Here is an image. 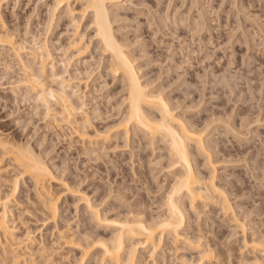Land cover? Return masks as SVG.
<instances>
[{
	"label": "rangeland",
	"instance_id": "374dc122",
	"mask_svg": "<svg viewBox=\"0 0 264 264\" xmlns=\"http://www.w3.org/2000/svg\"><path fill=\"white\" fill-rule=\"evenodd\" d=\"M141 1L145 2L133 0L136 6ZM52 2L0 0V15L7 29L19 44L26 45L23 63L29 59L37 64L32 65L34 71L40 68L39 61L27 53L35 43L48 42L53 56L48 61L56 64L53 73L59 78L51 77L48 66L45 77L53 81L48 78L45 84L66 88L70 101L79 108L74 128L59 120L63 107L58 102L51 101L50 112H46L36 92L18 82L24 65L22 68L17 57L0 50V133L48 165L59 206L57 217H49L31 178L11 159H3L0 198L10 191L15 179L19 187L8 202L14 241L2 240L0 264H7L3 260L6 254L12 255L14 243L24 252L26 261L21 264H108L102 261L100 242L111 241L128 218L138 217L151 224L167 217L170 195L177 197L170 194L171 187L183 169L161 137L151 140L133 126L125 133L121 124L129 112L128 88L121 76L109 72L110 55L100 46L94 25H89L91 19L76 30L63 11L50 16ZM146 2L136 8L127 1L118 11L114 6L113 33L145 88L171 103L177 120L202 131L204 150L215 168L209 169L207 155L192 145L198 162L195 170L204 177L213 172L216 188L222 191L218 193L229 199L236 218L245 226V238L259 237L264 242V0ZM236 16L242 23L239 18L240 23L235 22ZM250 16H255L257 23ZM81 31L85 32L82 43L86 48L81 58L69 61L73 49L66 48ZM153 112L158 115L157 110ZM83 131L91 138L80 137ZM209 196L196 199L194 211L184 198L188 214L185 212L186 222L180 230L182 238L176 242L170 239L172 243L164 239L156 253L139 243L135 264H252L243 232L234 228L232 216L225 217ZM3 210L0 200V215ZM197 246L202 251L209 247L212 256L206 257ZM4 250L10 252L4 255Z\"/></svg>",
	"mask_w": 264,
	"mask_h": 264
},
{
	"label": "bare ground",
	"instance_id": "6f19581e",
	"mask_svg": "<svg viewBox=\"0 0 264 264\" xmlns=\"http://www.w3.org/2000/svg\"><path fill=\"white\" fill-rule=\"evenodd\" d=\"M127 1H131V6L135 4L133 2V0H54V2H52V3H54V5L50 8L52 13L49 10V14L50 13L52 14V15H50L51 17L55 16L56 11H59V12L63 11V13H65L66 16L70 17V18L68 17L69 18L68 20H69L70 24L73 23V26L76 27V30L79 29L78 27H80V25L83 23V21L85 22V20L91 19L89 25L90 24H91L90 26L94 25L93 26V28L95 29L94 33L99 38V42L101 44L100 46L104 50H106L108 52V54L110 55L109 61L107 64L109 72H111L114 76H117V75L121 76L122 77L121 81H123V85H125V87L128 88V97L127 98L129 101L128 102V105H129L128 111L129 112L125 118V121H123V123L121 124L123 126L122 127L123 130L125 131L126 134H128L129 128L131 126H133L134 129L140 130V131L144 132V134H147L148 136H150L151 140H155L157 137H161V139L166 141V143L168 142V144L172 150V154L176 157L177 162L181 164L182 169H183V173H182L181 177H178L179 179L176 178L175 182H174L175 185H173L171 187L170 194L171 193H173L175 195L177 194V197L170 195V200H169L170 206L168 209V212H169L168 216L162 218L159 221H156L155 223L153 222L151 224H148L145 220H143L141 218L139 219L138 217L137 218L132 217L133 219L130 218V220L128 218L129 221L127 220V222H124L121 224L120 233L115 235V237H113V239L111 241L108 242L106 240L105 241L102 240L100 242L101 248H102V261L105 260L106 262H108V264H135L134 255H135L136 249L138 248L137 246H139V243L141 246H144L145 248L146 247L151 248L153 253H156V251L159 249V247H160V245L164 239H168L169 241H170V239H173V241L176 242L181 237V231L180 230L183 228V225L186 222V217L188 214V211L187 212L185 211L186 206L184 207L185 203L183 202V199L187 198V200L190 201V202H188V204L192 203V204H190V206H192L191 210L194 211L193 202L196 199L199 200V198L204 199V197L209 196V193H210L211 196H209V197H212V199H213L212 202L214 201L213 203H215L219 207L222 214L225 217H231L232 216V218L235 220V224H234L235 227L234 228H236V229L240 228L241 232H243V237H244L243 242L245 243V245L250 250V253L252 254V259H250V261H252V264H264V261H263V259H264V242H261V240L259 241L258 240L259 237H257V239L253 238L252 240H247L245 238V235H244L245 234L244 233L245 232V226L238 218H236V215L233 211L232 204L229 202V199L227 197H224L223 194H221V192H222L221 190H218L219 187H217V184L215 183L213 172L210 173L209 177H204L203 175H200V172H197V170H195L198 168V166H196L198 162H196V158H194L195 154H193V146L192 145L195 146L194 148H196V150L200 154L202 152H204V154L207 155V162H205V164L209 167V169L215 168V166L213 165L214 161H212V159H210L211 158L210 155L207 154V152L204 150L205 149L204 143L202 142V138H201V135H202L201 132L202 131L196 132L195 128L193 129V127H191L189 124L185 123L184 121L180 122L181 120L180 121L177 120L178 118L175 117L176 115H174L172 113L173 108L170 106L171 103L169 104L168 101L166 99H164V97H162L161 95L160 96L162 98L161 97L159 98L158 94H156V95H158V97L154 96L155 94L153 95V93H151L150 91H148L145 88L143 83L140 81V77L138 76V73L135 69V66L132 63L133 61H131V59L128 57L129 55H127V53L125 52V50L122 46L123 44L121 45L120 41H118L119 39H117V37L114 35L115 33H113L112 28L114 26L112 27V21L116 20V19L114 18L112 20V18L114 17V16L112 17V14H113L112 12H114L113 10H115V9H117V11H118L119 10L118 7L123 5L124 2H127ZM234 1H236V0H234ZM145 2H146V0H145ZM145 2H142L141 5L142 4L144 5ZM146 3H145V6H146ZM141 5L136 6V4H135V7L139 8V7H141ZM114 6H116L117 8L113 9ZM238 6H240V5L238 4ZM121 7L123 8L125 6H121ZM239 9H241V8H239ZM199 15L203 16L202 14H199ZM199 15H198V17H199ZM169 16L167 15L164 17H169ZM238 16L240 17V14ZM255 16H254V19H252L250 16V19L253 20V22L257 17V16L255 17ZM51 17H50V19H51ZM61 17H59V18H61ZM117 17H118V15H117ZM198 17H197V19H198ZM239 17H237V21H235L236 23L239 22L238 21ZM258 17H259V15H258ZM170 18L172 19L173 16ZM170 18L169 19L166 18V19H168L170 24H171V21L173 19L170 21ZM183 18H184V16H183ZM200 18H199V20H200ZM228 18H229V16H228ZM194 19H195V17H194ZM197 19H195L197 21L196 23H198ZM246 19H248V18L246 17ZM239 20H240V18H239ZM175 21H178V18ZM165 22H167V20H165ZM179 22L182 23V20ZM201 22H202V20H201ZM240 22H241V20H240ZM173 23L174 22H172V24ZM227 23H228V21H227ZM254 23H257V22H254ZM174 24H176V23H174ZM199 24L202 25V23H199ZM197 25L198 24H196V28H198ZM257 25H256V27H257ZM161 26H164V25H161ZM166 26H167V23H166ZM183 26H186V25L183 24ZM193 26H195V24ZM241 26H243V24H241ZM157 27H159V26H157ZM93 28H92V30H94ZM196 28L194 27V29H196ZM258 28H260L259 25H258ZM261 29H263V28H260L259 30H261ZM252 30H254V29H252ZM261 32H262V30H261ZM243 33H245V32H243ZM253 34H256V33L254 32ZM262 34H263V32H262ZM209 35L211 36V34H209ZM258 35L260 36V34H258ZM258 35H257V37H258ZM251 36H253V35H251ZM84 37H85V32L84 33L82 32V33H80V35H78V37H76V39H74L73 41H70V43H68L69 46L72 48L68 47V45H67L68 48H66V49H73V51L70 53V55H68L67 59L69 61L72 60L75 56L77 58H81L80 55L84 51V49L86 48V43H82ZM247 38L248 37L246 35V39ZM209 40H210V37H209ZM252 41H253V38H252ZM44 42H43V44L38 42L40 45H38V44L36 45V43H35V45L33 44L34 46H32V47L30 46V48L28 47L30 50L27 48L29 50V52L27 54H29L30 57H32L31 59H33V60L35 59V60L39 61V63H40V65H39L40 68H37L36 71L37 70L38 71L36 72V71H34L35 69H32L34 67V66L32 67V65L36 64V62L32 63L33 61H31L27 58L29 61L27 60L26 62L23 63V60L25 58L24 59L22 58V54H23V51L25 52L24 49L26 48V45H21L18 43V41L15 39L14 35L12 33H10V31L7 29L6 23L4 22V20L2 19L1 15H0V50H2V52L6 51V52L10 53V55L17 57L19 59V62L21 64L22 68L24 65V70H23L24 75L22 78L20 77L21 79H18V82L20 84L22 83V85L25 84L27 88L32 90V92L33 91L36 92L37 96L36 95L35 96H36V98L38 97L37 99H39L43 104H45V106H46L45 108H47L46 112L51 108V106H49L50 103H52V102L57 103L58 102L63 107L62 112L60 113L61 116H60L59 120L61 122H64L70 128H74V126H76V123H78L75 115L78 116L77 114L79 113L78 112L79 108L77 107L76 104L74 105V103L72 101H70L71 96L70 97L67 96L68 93H67V91L65 92L66 88H63L60 85L59 89L58 88L53 89L50 85H49L50 87L46 85L47 83L45 81H47V79L50 78V77H48V78L45 77V74H47V73H45V71H47L48 66L50 68V72L52 73V76L50 74H49V76H51L54 79L59 78V77H57V75H56V77H54L55 74L53 73V70H54V68L56 69V67H55L56 64L53 63L54 61L53 62L48 61V59L51 57L53 58V56H52V53L50 52L49 47L47 45L48 42L47 43L46 42L44 43ZM263 42H264V40H263ZM263 42L259 41V43H263ZM258 44H257V46H258ZM69 61H67L68 64H69ZM65 65H66V63H65ZM50 80H52V79L50 78ZM68 80H70V78ZM71 80H72V77H71ZM45 85L47 87H45ZM232 91H231V93H232ZM241 94H242V91H241ZM68 95H70V94H68ZM249 96H250V94H249ZM82 108H80V110H82ZM153 109L157 110L158 115H156L153 112L154 111ZM48 112H50V110ZM258 114H260V113H258ZM256 119H257V117H256ZM250 124H249V126H250ZM242 125H243V123H242ZM75 129H76V127H75ZM244 129H246V128H244ZM249 129H250V127H249ZM77 132L79 133L80 131L77 130ZM254 135H256V133ZM80 137L85 138L86 140L91 138L90 135H88L86 131L81 132ZM89 141L91 142L92 140H89ZM262 144H263V142H262ZM5 158L11 159L14 163H16L19 166L22 174L28 175L31 178L33 185L35 187V190H36L38 196L40 197V199L42 200L43 204L45 205V208L49 214V217L55 219L58 215V209H59L58 197L56 196L55 192L51 188V181L54 177H53V174H52L50 168L48 167V165L44 161L40 160L38 157L34 156L33 152H31L30 150H25V151L22 150L20 147L16 146L14 143H12L9 139H7L6 137H3L0 133V162ZM211 170H213V169H211ZM263 182H264V179H263ZM261 183H262V180H261ZM18 187H19L18 179H15L14 185L12 184L10 191L7 194H5V196L3 198H0V200L2 201L3 206H4L3 213L0 215V246L2 244L3 239L11 240L12 242L14 241L13 227L9 223V218H8V212H9L8 202L11 200V197H13L15 195V192L17 191ZM261 188H262V186H261ZM218 191H221V192L218 193ZM206 197H205V199L207 200ZM194 204H196V203H194ZM186 209H187V207H186ZM97 218H98V216H97ZM187 219L190 221L191 218L190 219L187 218ZM189 224H190V222H189ZM260 233H261V231H260ZM260 236L262 237L263 235H260ZM184 239H188V238H184ZM188 240H190V239H188ZM188 240H186V241H188ZM171 241H170V243L173 242V241L172 242ZM192 241H193V239H192ZM70 243H73V242H70ZM192 244L193 243H190V245H192ZM129 245H130V247H131V245H133L131 247V249H129L130 248ZM197 248L200 250L201 253H205L204 255H206V257L210 258L209 256H212L211 250L209 247H206V249L204 247L203 248L204 251H202L201 250L202 248L200 249L199 246H197ZM10 251L12 252V255L8 256L6 254V258L5 257L4 258L7 259V257H10V258L12 257L11 258L12 261H11V259H8V260H6L7 261L6 262V261H4L5 260L4 259L3 263L5 262L8 264V262H9V263H13V264H21L22 262L24 263L26 261V259L24 257V252L22 251V249H20V246L18 244H15V243L12 244ZM1 252L2 251L0 250V253ZM6 252L4 250L3 254ZM9 252H7V253H9ZM84 252L86 254L88 253L87 250H85ZM260 253H263V255L261 256ZM1 258H3V257H1ZM76 264H80V263L77 262Z\"/></svg>",
	"mask_w": 264,
	"mask_h": 264
}]
</instances>
